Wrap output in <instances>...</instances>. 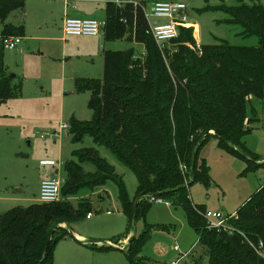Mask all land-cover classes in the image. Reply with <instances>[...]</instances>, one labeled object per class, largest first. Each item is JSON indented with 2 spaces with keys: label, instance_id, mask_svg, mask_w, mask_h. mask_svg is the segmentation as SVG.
<instances>
[{
  "label": "trees",
  "instance_id": "1",
  "mask_svg": "<svg viewBox=\"0 0 264 264\" xmlns=\"http://www.w3.org/2000/svg\"><path fill=\"white\" fill-rule=\"evenodd\" d=\"M25 8L24 0H0L2 40L24 36V25L6 21ZM222 11L229 17L228 24L242 27L244 38L257 37L258 46L221 42L201 46L203 53L199 55L191 48L197 45L194 30L182 28L174 47L163 52L148 33L143 5H107L104 40L135 42L143 46L144 53L138 56L134 50L105 51L103 80L76 82L78 93L91 94L88 106L93 117L90 121L73 119L68 135L73 144L82 143L89 136L108 150L136 175L138 189L131 199L115 167L97 151L84 150L73 155L79 162L66 164L63 191L66 195V185L78 178L81 164L91 162L99 177L95 184L104 186L112 181L119 188V200L130 223L135 211L136 217H147L152 208L147 201L149 196L182 208L204 249L203 259L194 264H202L206 258L208 264H264V255L257 254L243 237L247 236L254 245H264V185L237 211L238 219L230 221L236 230L233 234L209 229L203 216L206 209L194 205L189 195V187L197 182L207 188L212 184L210 169L199 156L211 137L209 132H214L220 149L246 160L247 171L264 166L246 145L252 125L259 121L264 126V4L239 3ZM2 40L0 106L20 97L23 88L20 78L12 76L5 65ZM257 101L263 106L262 120L255 112ZM90 154L94 156H86ZM99 174L108 176V181ZM89 214L90 206L74 208L60 202L7 211L0 216V264H55L56 246L75 239L69 228ZM157 229L160 227L145 223L141 236L132 239L126 250L131 264H147L140 255L152 230ZM77 242L96 252L120 251L109 245L99 247L96 241Z\"/></svg>",
  "mask_w": 264,
  "mask_h": 264
},
{
  "label": "rangeland",
  "instance_id": "2",
  "mask_svg": "<svg viewBox=\"0 0 264 264\" xmlns=\"http://www.w3.org/2000/svg\"><path fill=\"white\" fill-rule=\"evenodd\" d=\"M26 2V17L24 12H15L7 21L22 24L25 20L26 39L39 36L46 39H34L26 53L20 52L24 41L14 50H4L5 65L11 75L20 77L23 88L20 97H15L0 106V216L14 208H27L39 203L40 183L51 177L66 180V164L78 161L73 156L74 153L84 150L97 151L109 165L115 167L116 174L122 178L130 198L133 199L138 189L136 175L108 150L96 145L91 137L87 136L82 143L73 144L68 134L73 119L90 121L93 117L88 106L91 94L78 93L76 82L80 79L103 80L105 60L101 46L103 45L106 51L134 50L138 56L142 55L143 46L126 40L109 43L99 37H89L84 42H75L73 41L75 37L71 36L67 38V42L49 40L48 38L62 35L60 12L63 5L48 3V0H42L43 3H39L38 0ZM124 2L139 3L138 0ZM143 2L145 9H151L156 5L186 4L189 8L186 29L194 30L196 42L203 47L221 42L245 47L259 44L257 37L244 38L241 35L242 27L228 24L229 17L222 9L235 7L239 3L264 4V0H143ZM41 27H44L42 35L38 33ZM2 29L3 24L0 20V42ZM254 108L257 118L262 120L261 102H255ZM65 123L69 124L68 131L63 129ZM209 135L211 137L203 145L199 156L210 169L212 184L208 188L199 182L193 184L189 187L190 199L194 205L203 206L208 211H221L226 215L237 213L264 185V166L247 171V162L244 158L220 149L218 140L213 137L214 132H209ZM246 145L264 164V126L261 122L252 125V133L247 137ZM81 166L83 169L82 172H78V178L64 188L66 195L63 191L65 181L59 202L74 208L90 206L92 217L71 225L73 233L70 228L68 231L75 238L77 234L88 242L100 241L103 244L107 243V240L115 242L109 246L120 251L96 253L68 240L56 246L54 263L131 264L126 250L132 239L139 238L144 232L145 223L148 225L164 223L171 218L167 211L162 209L164 206L151 204L152 208L145 219L138 216L135 223L134 221L130 223L124 215L117 185L108 181V176L102 174L99 176L108 181L106 185L95 184L94 181L98 177L95 166L91 162H85ZM176 208L173 210L175 215L184 223L183 210ZM154 226L156 228L158 224ZM152 231L153 236L156 231ZM129 232L131 234L126 244H120L118 239L128 236ZM184 234H188L186 242L190 241L191 244L195 241L196 234L194 235L189 227L185 228ZM161 235L166 243L165 254H159L157 258L151 257V237L140 255L148 259L147 264H172L178 260L177 257L167 256V245L176 243L175 236ZM245 241L249 245L248 240ZM203 255L204 249L197 240L191 253L193 264L201 261ZM204 260L202 264H208V259ZM181 262L179 264H185Z\"/></svg>",
  "mask_w": 264,
  "mask_h": 264
},
{
  "label": "built area",
  "instance_id": "3",
  "mask_svg": "<svg viewBox=\"0 0 264 264\" xmlns=\"http://www.w3.org/2000/svg\"><path fill=\"white\" fill-rule=\"evenodd\" d=\"M70 0H67L69 2ZM116 5H123L127 2L124 0H114ZM135 6H141V3H134ZM74 7V6H73ZM75 8V7H74ZM145 9V8H144ZM189 8L186 4H172V5H156L151 9H145V17L148 22V33L154 38L160 50L164 52L167 47H174L173 42L180 36V29L185 28L189 21ZM126 22V21H124ZM107 21L100 19H86V18H73L66 16L64 20V33L66 36H84V37H99L105 39L106 37ZM22 38L20 37H8L2 40L3 47L7 50H14L19 44H21ZM199 55H202L203 51L201 45L197 43L196 47H191ZM63 129L68 131L69 124L65 123ZM61 166V164H60ZM186 167H183V171L186 173ZM66 180H62L60 177H52L41 182L39 192V203H56L61 199V190ZM147 201L152 205H164L171 207V202L164 200L157 196H149ZM92 214H89L87 218H91ZM205 220L207 221L208 228L216 230L217 232H226L233 234L236 232L234 227L231 226L230 221L238 219L237 213L226 215L220 211H208L203 213ZM245 240H248L249 245L259 255L263 254L264 245L260 242L259 245H254L247 236H244ZM181 260L172 264H179Z\"/></svg>",
  "mask_w": 264,
  "mask_h": 264
},
{
  "label": "crops",
  "instance_id": "4",
  "mask_svg": "<svg viewBox=\"0 0 264 264\" xmlns=\"http://www.w3.org/2000/svg\"><path fill=\"white\" fill-rule=\"evenodd\" d=\"M24 1H25V4H26L27 3L26 0H24ZM38 1H39V3H43L42 0H38ZM138 1H139V3H141L143 5V3H144L143 0H138ZM48 3H55V4L63 5V7H61V12H60V14H61L60 31L62 32V35L60 37L48 38V39L49 40H53L55 42H65V41L67 42L68 41L67 38H69V36H66L65 33H64V20H65L66 16H70V17H73V18L100 19V20H104L105 19L106 20V18H107V5L109 3H114V0H70L69 2H67V0H48ZM23 12H24V17H26V8H25V10ZM6 23H10L12 25H19V26L20 25H24L25 34H24L23 37H20V38H22V43L24 41L25 44L20 48V52L21 53H26V51L28 49H30V44H32V41L34 39H46V38H40V36L37 37V38L26 39L25 20L23 21L22 24H19V23L18 24H14V23L8 22V21H6ZM3 27H4V24H3ZM2 32H3V29H2ZM38 33L40 35L44 34V27H41L40 31ZM71 37L72 38L75 37V39H73V41H75V42H84V41L88 40V38H89V37H82V36L81 37L80 36H77V37L76 36H71ZM101 49H102L103 53L106 51L105 47L103 45L101 46ZM79 50L82 51V49H79ZM143 53H144V51H143ZM16 77H18V76H16ZM48 179H50V178H48ZM40 185H41V183H40ZM39 192H40V190H39ZM157 206H159V205H157ZM161 206L163 207L164 205H161ZM162 209L167 211V213L169 215V218H171V220L166 221L164 223H150V225H153V226H154V224H158V226L160 227V229L155 230L156 231L155 233H157V234L154 233V235L152 236V233H151V237H152V239H151L152 244H151V250H150L151 251L150 252L151 253V257L154 258V257H156L159 254H165V249L166 248L164 247V245H166V243L164 242V237H162L161 234H163V236L167 235V234L168 235L173 234L175 236L176 243L175 244L174 243H170V244L168 243V245H167V247H168V250H167L168 251V255L167 256L169 258L177 257L178 260L182 261L181 263L193 264L192 258H191V253L193 252V250L195 248V244L197 243V240L199 241V236L189 226L186 214H185V212H184V210L182 208L181 209L183 210V213H184L183 214L184 223L182 222L181 219H179L175 215L173 210L177 209L176 207H174V206H171V207L164 206ZM63 227H66V225H63ZM186 227H189L191 232H193L194 235L196 234L195 241L191 242V244H190V241H189V243L185 241L187 239L186 235H188V234H184ZM71 232L72 233L74 232L73 228H71ZM130 234H131V232L129 233L128 236L120 238V244H126L127 240L129 239ZM74 235H75V233H74ZM75 239L77 241H79V242L83 241V242H81L83 244H86V243L88 244L89 242H91V241H89V242L85 241V238H82L81 236H78L77 234H76V238ZM75 239L69 238V239L64 240V241L71 240L75 244L80 246L81 248H85V249L88 248V247H86V246H84L82 244H79ZM96 242H97L96 244L99 247L104 246V245H114V243H115V242H110L109 240H107V243H105V244L101 243L100 241L99 242L96 241ZM94 252H96V251H94ZM108 252H110V251H107V252H96V253H108ZM167 256H166V258H168ZM177 261H174V262H177ZM174 262H172V263H174Z\"/></svg>",
  "mask_w": 264,
  "mask_h": 264
},
{
  "label": "water",
  "instance_id": "5",
  "mask_svg": "<svg viewBox=\"0 0 264 264\" xmlns=\"http://www.w3.org/2000/svg\"><path fill=\"white\" fill-rule=\"evenodd\" d=\"M12 76H15V75H12ZM135 218H136V211L134 213V223H135ZM72 234V233H71ZM73 235V234H72Z\"/></svg>",
  "mask_w": 264,
  "mask_h": 264
}]
</instances>
